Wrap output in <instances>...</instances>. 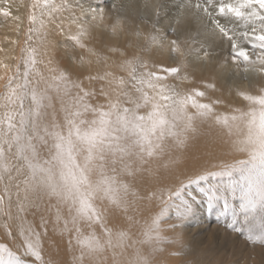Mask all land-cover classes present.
Instances as JSON below:
<instances>
[{
    "label": "snow or ice",
    "instance_id": "snow-or-ice-1",
    "mask_svg": "<svg viewBox=\"0 0 264 264\" xmlns=\"http://www.w3.org/2000/svg\"><path fill=\"white\" fill-rule=\"evenodd\" d=\"M0 5V16L20 21L10 10L12 0H0ZM71 9L70 0H31L29 5L21 64L0 93V214L11 218L15 207L20 218V213L39 209L47 198L45 210H55V225L63 222L61 232L69 234V247L74 245L79 251L74 257L77 264H104L109 253L111 264H152L136 244L163 242L166 238L161 235L160 225L170 208H175L181 221L194 213L196 197L187 193L186 199L185 189L224 177L227 182L223 184L201 187L202 199L209 210L222 201L223 214L231 213L232 217L228 226L246 234L249 242L264 244V89L260 95L239 92L247 107L234 108L231 115L220 114L214 108L220 100L201 102L205 91L184 90L169 82V78L188 79L181 75L187 66L183 61L176 66L157 65L142 55L127 56L120 47L109 46L108 52L119 53L122 58L113 61L119 72L125 73L119 75L108 70L112 67L108 64L110 58L86 42L92 30L104 21V9H89L90 20L83 19L86 13L82 6L79 16L72 13L64 17ZM188 14L213 36L227 42L233 63L244 64L245 72L250 65L251 71L264 73V0H185L176 24ZM50 26L64 36L66 46L82 50L78 57L82 66L84 53L89 64L93 57L96 64L103 63L104 71L87 77L90 82H105L98 92L85 89L82 81L73 80L68 69L53 65L51 59L45 62L43 57L51 43ZM110 31L118 36L123 25L117 21ZM134 35H143L142 51L153 45L164 46L156 35ZM245 45L260 50L255 59ZM169 51L185 55L177 39L169 42ZM39 65H44L47 76ZM97 96L104 102L91 103ZM54 100L60 104L61 118ZM208 121L225 128L233 138L232 151L245 158L223 164L218 171L206 170L189 177L174 189L149 190L140 196L135 182L146 184L160 168L176 165L173 153L187 149L198 131V122ZM153 197L160 199L164 207L145 223L143 239L133 240L127 230L109 227L110 218L118 212L127 214L134 200ZM233 201L238 203L234 205ZM20 219L23 255L34 258L33 264H45L41 234L31 225L25 227ZM8 235H12L10 229ZM129 248L135 249L130 259L126 255ZM0 264L28 262L0 244Z\"/></svg>",
    "mask_w": 264,
    "mask_h": 264
},
{
    "label": "rangeland",
    "instance_id": "rangeland-1",
    "mask_svg": "<svg viewBox=\"0 0 264 264\" xmlns=\"http://www.w3.org/2000/svg\"><path fill=\"white\" fill-rule=\"evenodd\" d=\"M113 1L71 0V12L64 13V17H71V14L75 13L76 10H81L80 6L93 4L94 8H96V4H103L106 9L104 11V14L106 15V17L110 16L111 19L106 24L105 22L103 23L104 27L106 26L108 31L110 30L111 25L115 24L114 21L118 19L115 18V15H121L125 13L123 15L127 17V21L132 20V22H129V26L124 28V30L126 29V31L131 34L127 38H123V34L120 33L118 36H113L112 34L103 35V37L91 36L92 38L86 41L90 46L95 47L103 55H106L110 58L108 60V64L112 65V67L108 70L117 72V74L119 75H125V73L119 72V69H117L113 65V61L118 62L122 58L120 57L119 53L108 52L107 48L109 46L120 47L121 50L125 51L127 56H131L133 54L142 55L145 59L149 60L150 63H155L157 65L162 64L165 66H176L183 61L187 66L182 68L181 75H187L188 79L182 81H173L172 78H169L170 83H177L180 88L184 90L198 88L202 91H205L206 97L201 98V102L210 103L214 100H220L221 103L215 104L214 108L224 111V114L231 115L234 108L247 107V101H244L241 97H239V100H241L245 106H238L236 101H229L226 104V99L222 94V89L221 91H219L218 89V81L214 82L212 78V74L216 76L214 71L217 69L209 70V74L205 72H197L186 57V53L199 52L207 48L211 49L212 47L208 46L207 42L203 43L191 39L189 36L192 35L193 29L190 26L187 25V29L185 28V26H183L182 23L176 24L175 21L180 12V5L184 3L185 0H157L156 3L158 4H156L155 2L152 3L151 0H135L136 2H134V5L131 7L128 6L130 0H124L125 2H127L126 5L124 2H120L121 0H115V2H117V5ZM81 2H84V4H79ZM193 2H195V0H193ZM113 5L116 6L113 7ZM75 7H77L78 9ZM1 17L4 18L3 16H0V18ZM3 20H6V18H4ZM111 21L113 22L111 23ZM57 23H59V20L57 21ZM141 24L144 25V28L140 31L139 29L141 27ZM64 26L65 29H67V20H65ZM131 27L132 29H134L131 30ZM50 28L52 29V31L49 36L52 37L54 42L50 40L51 43L47 56H45V62H47L46 59H51L53 61V65L56 64L61 68L68 69L73 80L84 82L83 86L85 89H90L91 86V89H95L98 92L101 85L105 82H90L87 77L89 75H95L97 74V72L104 71L105 68L103 63L99 65L96 64L95 58L93 57L91 59L94 61L89 64L87 62V59H89V57L86 53H84L85 69H81V67L79 66L80 61L78 57L81 54L82 50H74L70 46H66L64 36L60 35L58 30H56L54 26H50ZM173 28L176 29V32L172 31ZM181 30L184 32H182ZM136 32H141L144 35H156L160 40H169V36L174 37V39H177L179 41L185 55L179 57V54H172L171 52H169L166 56L163 55V53L161 55L156 45H153L154 47H149L148 51H142L141 49L142 47H144L145 43L143 40L144 37L143 35L141 36V38L139 37L141 40L139 38H135L134 33ZM182 35L184 36L183 38H181ZM7 41L9 40L0 37V52L3 50L2 45ZM162 44L164 46L160 48L166 49V44ZM220 46L218 49H221ZM247 46L249 47V55H251V57L255 59L256 55L260 52L259 49L253 48L252 50L251 45ZM165 58L170 61H177V59H179V62L170 63V61H166ZM0 60H2L0 61V63L2 62L0 64V69L2 71L0 73V93H3L5 91V84L7 82V79L9 76L15 73L16 66L5 67L3 65V58L0 57ZM228 60L229 62L233 63L230 53H223L217 59L216 65H223L221 64V62L224 61L223 63L225 64V62H227ZM233 64L234 65L232 67L230 66L228 68V73L230 72L228 74V79H233L234 81L240 79L241 82H243L245 85H249V90L251 91V93L260 95L261 92L258 88L262 85L264 80L262 82L259 81L264 79V73L251 71L250 65V70L248 72H245L243 70L245 67L244 64H240L239 62ZM2 67L4 68V70H2ZM41 67V70L44 71V74L47 76L48 72L46 68L44 67V65H41ZM257 67H259V65H257ZM234 74H236L237 76ZM207 84H213L215 85V87L206 88L205 85ZM219 93L221 94L219 97H217L216 95H218ZM96 98L91 99L90 102L93 104L97 102L102 103V101L104 102L103 97L97 96ZM53 103L57 110L58 118H61L62 113L59 112V102L54 100ZM51 111L52 109H48L49 113H51ZM220 128H222L227 133V130L225 128L218 125H213L212 133L207 139H205V135L202 132L197 131L190 140L187 149L173 153V156L178 160V163L176 165L170 166L167 169L160 168L158 174L156 175L163 178L168 176V178H166L167 180L164 181V183L166 184L164 188L172 187L174 189L180 185L181 181H184L186 183L189 177H194L195 175L203 173L206 170L218 171L220 169V166L223 164L233 163L238 159L245 158L244 154L233 152L232 149H226L225 151L219 150L218 144L220 139L225 138L228 145L231 144L232 140V137L220 133ZM209 145H211L213 148L209 147ZM165 159H167V157ZM196 166L199 167L200 171L194 170ZM153 167L155 168L156 164H154ZM185 169L189 172L192 171L191 174L188 177H184L183 179L177 181V177L184 176V174L186 173ZM171 176L172 178L175 177V180L173 179L169 182V177ZM125 179L129 178L125 177ZM225 182H227V178L218 177L211 179L209 182H203L200 185L193 184L185 189L186 199H189L187 193H191L192 196L196 197V201L194 204V213L189 218L181 221L176 216L175 208H170L168 210L167 215L163 218L160 225L161 235L166 239L163 242L157 244L159 252H157L158 254L153 253L155 262L160 259V261L162 260L161 262L164 261L166 264H264V244L251 243L246 239V234L238 233L228 226L232 222V217L231 213L227 215L223 214L222 201L215 204L212 210H209L207 201L203 200L201 197V187L207 189L212 184H223ZM162 185L159 186V189L162 188ZM135 186L139 190L140 196H145L142 192L139 180L135 182ZM14 199L15 198H13V200ZM151 200L154 202V205L148 212L154 216L156 213L160 212L161 208L164 207V205L162 204L161 200L156 197H153ZM48 203L49 202L47 198H45V200L41 203L40 208L36 209V216L29 219L31 226L35 228L36 232H39L41 234L42 255L44 257L45 264H77V262L74 260V251L76 247L73 245V247L70 248L68 245L69 234L66 232H58L55 229H50L48 226L43 225L44 220L51 221L55 215L54 209L52 210V212H48L45 210ZM51 203L54 204L55 200H53ZM175 203L179 204V201H176ZM237 203L238 201H233L234 205ZM142 212L145 213V211ZM24 215L28 216L27 212L20 213L19 217L21 218ZM41 217H43V221ZM17 221L18 216L15 207L12 208L11 218L0 214V244L7 245L8 248L16 255L20 256L21 259L26 260L28 264H33L34 258L26 257L23 255L24 249L22 247V238L19 235ZM146 222L149 221H145L143 227L145 226ZM127 224H124L123 226ZM173 224H176L178 226L173 228L171 227V225ZM9 229L12 232L11 236L8 235ZM139 234L142 235L141 233ZM5 259H7L6 255ZM36 264H39V262H36ZM85 264H87V262H85ZM104 264H111L110 253L108 254V260L104 261Z\"/></svg>",
    "mask_w": 264,
    "mask_h": 264
},
{
    "label": "bare ground",
    "instance_id": "bare-ground-1",
    "mask_svg": "<svg viewBox=\"0 0 264 264\" xmlns=\"http://www.w3.org/2000/svg\"><path fill=\"white\" fill-rule=\"evenodd\" d=\"M156 1L157 0H151L152 3H154V2L156 3ZM113 2L117 5V2H115V0ZM120 2H124L125 5L127 4V2H125L124 0H121ZM134 2H136V1L135 0H130V2L128 3V6L129 7L133 6ZM30 3H31V0L30 1L29 0H12V5H11V9L10 10H11L13 16H19L20 17V21H14L12 19L3 20L4 18H2V17H1L2 19L0 18V37L9 40L5 44L2 45V49L3 50L0 52L1 53L0 57L3 58V61H4V63H3L4 66L6 65L7 67H12V66L15 67L18 64H21V56H22L21 49L25 46L26 33H27V28L29 26V24H28V13H29V5H30ZM152 3H150V4H152ZM79 4H84V2H81ZM156 4H158V3H156ZM2 6L3 5H0V7H2ZM119 6H121V5H119ZM77 7H75V8H77ZM95 7L96 8H103L104 11L106 10L105 7L103 6V4H100V5L96 4ZM91 8H94L93 4L92 5L90 4V5H83L82 6L83 11L86 13V15L83 18L84 20H90L91 12L89 11V9H91ZM67 13H69V12H67ZM75 14L77 16H79L81 14V10H76ZM123 14H125V13H123ZM123 14L115 15V18H118V19H116L115 21L113 20V21L115 23H117V21H119L122 25H124L123 26V31L120 32V33L123 34V38H127L131 34L128 31H126V29L124 30V28L128 27L129 26V22L130 21L132 22V20L127 21V17H125ZM68 16H70V15H68ZM109 20H111L110 16L106 17V15L104 14V21L101 23L100 27L94 28L92 30V36L93 37H97V36H102L103 37V35L111 34L110 30L108 31L106 26L104 27V25H103L104 22L106 24ZM113 21H111V23ZM162 22H163V20H162ZM17 24H19V27H17ZM182 24H183V26H185V28H187L186 26L188 25V26H190L193 29L192 35L189 36L191 39L199 41V42H203V43L207 42L208 46L212 47L211 49L207 48V49H205L203 51H199V52L186 53V57L188 58V60L191 63V65L196 69L197 72H205V73H208V74H209V70L217 69V70L214 71L216 76H214L212 74V78H213L214 82L218 81V89H219V91H221V89H222V94H223V96L226 99V104L229 101H236L238 106H240V107L245 106L243 104V102L241 100H239L240 96L238 95V93L239 92H245V93H248V94L255 95V94L251 93V91L249 90V85H245L243 82H241L240 79H239L240 81L239 80H235L234 81L233 79H228L229 78L228 74L230 73V72L228 73V71H229L228 68L230 66L232 67L234 65L232 62H229V60L227 61L228 65H227V62H225V64H224L223 63L224 61L221 62V64H223V65H220V66L216 65L217 59L221 56V54L230 53V55H231V49H230V46L227 44V42H222L220 39H218L217 37L213 36L210 33V31L208 29L204 28L201 25V23L199 21H197L191 14L186 15V17L184 18ZM107 25H109V24H107ZM73 28H74V26H73ZM143 28H144V25L141 24L140 29L139 28L138 29L141 31V30H143ZM133 29L131 27V30H133ZM182 32H184V31H182ZM183 35L181 36V38H183L185 36V35L184 36ZM131 37H133V36H131ZM135 38H137V37H135ZM168 39L171 41V40L174 39V37H170L169 36ZM48 40L49 41L51 40V41L54 42V40L50 36L48 37ZM143 40H144V38H143ZM169 40H166V39L160 40L161 43H165L166 44V49H161L159 46L156 45L158 47V50L161 53V55L163 53V55L166 56L170 52L168 50L169 49V42H170ZM3 41H5V40H3ZM219 46L221 47V49H218ZM245 46L249 50V47L247 45H245ZM151 47H154V46H151ZM181 49L183 51V48H181ZM252 50H253V48H252ZM205 52L208 53V55L206 57L204 55ZM179 57H182V56L179 55ZM43 58L45 59V57H43ZM47 60L48 59H46V61ZM0 61H2V60H0ZM92 61H94V60H92ZM166 61H170V60L166 59ZM175 62H179V59H177V61H170V63H175ZM79 66L81 67V69H85V63L83 64V66L81 65V63H79ZM39 67L42 69L41 65H39ZM2 70H4V68ZM1 72L2 71L0 69V73ZM234 75H236V74H234ZM230 76H232V75H230ZM263 80L264 79H262L259 82H262ZM91 88L92 87L90 86V89ZM258 89H259L260 92H261V89H264V82L262 83V85ZM220 94L221 93H219L216 96L219 97ZM260 94H262V93H260ZM96 101H99V100H96ZM102 103H103V101H102ZM215 110H216L217 113L224 114V111H222V110H219V109H216V108H215ZM213 125L217 126L216 124H214L211 121H208V122L203 123V124H200L198 122V131L202 132L205 135V139H207L212 133ZM219 132L224 134V135H226V136H228V134L222 128L219 129ZM209 147L213 148L211 145H209ZM218 147H219L220 151H225L226 149L227 150H231V144L228 145L225 138H222V139L219 140ZM194 170L195 171H200L198 166H196V168ZM185 171H186V173L184 174L183 177L179 176V177L176 178L177 181L183 179L184 177H188L191 174V172H192V171L189 172L186 169H185ZM166 178H168V176L164 177V178L163 177H159V176H155L146 184L141 182V181H139V184L141 186L143 194L146 195L149 190H153L154 191V190L159 189V186L162 185V184H163L162 188H164V186L166 185L164 183V181L167 180ZM173 179L175 180V177H173V178H172V176L169 177V182L171 180H173ZM153 205H154V202L151 199L150 200L149 199H136V200H134V203H133L132 207L129 209V211L127 212V214H125L123 212H118L114 217L110 218L109 227L123 228V229L127 230L130 233V235H131L133 240L139 241V240L143 239V236L140 235L139 233L142 234V227H143L144 222L145 221H150V218L153 216L152 214H150L148 212L150 210V208L153 207ZM142 211H145V213H143ZM64 214L65 215L67 214L66 210H65ZM27 215L28 216L24 215L23 217H21L24 220L25 227L31 225L30 222H29V219L36 216V209H34V208L30 209L29 211H27ZM128 217H132V219L129 220ZM45 221H46V223H45ZM54 221H55V215H54V217L52 218L51 221L44 220L43 221V225L48 226L50 229H55L58 232H61V229L63 228V222H61V224L59 226H57V225H55ZM15 222H16V220H15ZM20 223H21V219L18 218V221H17L18 228L20 227ZM124 224H127V225L123 226ZM32 228L35 231V228L34 227H32ZM85 231H87V229H85ZM99 232H100V230L97 227V233L99 234ZM129 243H131V241H129ZM157 246H158L157 243H154V242L151 243V244H139V243L136 244V248H139L144 255H147L150 258V260L152 261V264H166L164 261L161 262L162 260L160 261V259H158L157 262L154 261L153 253L154 254H158L157 252H159V249H158ZM134 251H135V249L129 248L127 250V253H126L127 258L130 259L132 257V255H133ZM74 254H75V257L79 255L78 249H75Z\"/></svg>",
    "mask_w": 264,
    "mask_h": 264
}]
</instances>
